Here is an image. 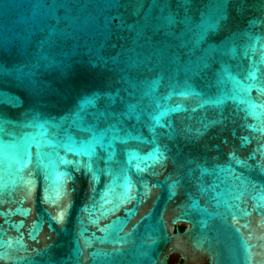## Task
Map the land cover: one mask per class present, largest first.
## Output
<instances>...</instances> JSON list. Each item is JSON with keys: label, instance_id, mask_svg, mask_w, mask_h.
<instances>
[{"label": "water", "instance_id": "95a60500", "mask_svg": "<svg viewBox=\"0 0 264 264\" xmlns=\"http://www.w3.org/2000/svg\"><path fill=\"white\" fill-rule=\"evenodd\" d=\"M172 254L264 264V0H0V264Z\"/></svg>", "mask_w": 264, "mask_h": 264}, {"label": "flooded vegetation", "instance_id": "af4514ba", "mask_svg": "<svg viewBox=\"0 0 264 264\" xmlns=\"http://www.w3.org/2000/svg\"><path fill=\"white\" fill-rule=\"evenodd\" d=\"M182 262H183V259L180 257L179 254H175L174 256H171L169 260V264H181Z\"/></svg>", "mask_w": 264, "mask_h": 264}, {"label": "rangeland", "instance_id": "374dc122", "mask_svg": "<svg viewBox=\"0 0 264 264\" xmlns=\"http://www.w3.org/2000/svg\"><path fill=\"white\" fill-rule=\"evenodd\" d=\"M182 225H184V224H182ZM175 254H172L171 256H174Z\"/></svg>", "mask_w": 264, "mask_h": 264}, {"label": "trees", "instance_id": "16d2710c", "mask_svg": "<svg viewBox=\"0 0 264 264\" xmlns=\"http://www.w3.org/2000/svg\"><path fill=\"white\" fill-rule=\"evenodd\" d=\"M181 227H183V225L181 224Z\"/></svg>", "mask_w": 264, "mask_h": 264}, {"label": "snow or ice", "instance_id": "6c2138e0", "mask_svg": "<svg viewBox=\"0 0 264 264\" xmlns=\"http://www.w3.org/2000/svg\"><path fill=\"white\" fill-rule=\"evenodd\" d=\"M60 218L62 219V216Z\"/></svg>", "mask_w": 264, "mask_h": 264}]
</instances>
